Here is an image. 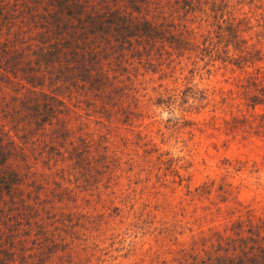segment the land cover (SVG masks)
Returning <instances> with one entry per match:
<instances>
[{"label": "trees", "instance_id": "1", "mask_svg": "<svg viewBox=\"0 0 264 264\" xmlns=\"http://www.w3.org/2000/svg\"><path fill=\"white\" fill-rule=\"evenodd\" d=\"M250 64L238 84L264 106V0H0V264L132 254L88 242L93 217L75 203L120 160L113 121L141 115L148 91L171 113L178 96H204L191 83L203 67ZM178 77L181 89L161 82ZM172 260L264 264V216L194 230Z\"/></svg>", "mask_w": 264, "mask_h": 264}, {"label": "rangeland", "instance_id": "2", "mask_svg": "<svg viewBox=\"0 0 264 264\" xmlns=\"http://www.w3.org/2000/svg\"><path fill=\"white\" fill-rule=\"evenodd\" d=\"M254 65L203 67L191 83L204 96H178L171 113L148 91L138 95L141 115L113 121L106 135L120 160L75 190L77 208L93 217L88 242L132 253L119 264L170 263L192 231L264 216V106L246 105L238 84ZM161 82L184 86L180 77Z\"/></svg>", "mask_w": 264, "mask_h": 264}]
</instances>
